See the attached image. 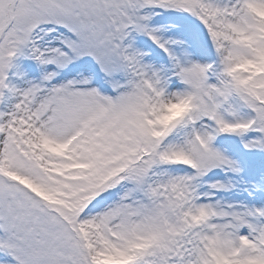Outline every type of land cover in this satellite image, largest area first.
<instances>
[{
  "label": "snow or ice",
  "instance_id": "1",
  "mask_svg": "<svg viewBox=\"0 0 264 264\" xmlns=\"http://www.w3.org/2000/svg\"><path fill=\"white\" fill-rule=\"evenodd\" d=\"M0 264H264V0H0Z\"/></svg>",
  "mask_w": 264,
  "mask_h": 264
}]
</instances>
